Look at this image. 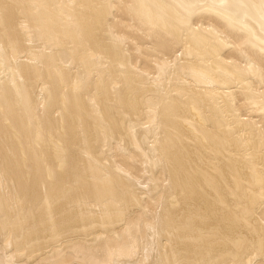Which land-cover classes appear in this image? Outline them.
Returning <instances> with one entry per match:
<instances>
[{"label":"bare ground","instance_id":"bare-ground-1","mask_svg":"<svg viewBox=\"0 0 264 264\" xmlns=\"http://www.w3.org/2000/svg\"><path fill=\"white\" fill-rule=\"evenodd\" d=\"M0 264H264V0H0Z\"/></svg>","mask_w":264,"mask_h":264}]
</instances>
